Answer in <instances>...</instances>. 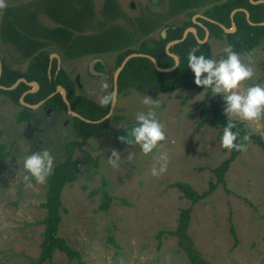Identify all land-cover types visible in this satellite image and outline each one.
<instances>
[{"label": "rangeland", "instance_id": "obj_1", "mask_svg": "<svg viewBox=\"0 0 264 264\" xmlns=\"http://www.w3.org/2000/svg\"><path fill=\"white\" fill-rule=\"evenodd\" d=\"M15 1L5 3L13 5ZM94 1L99 11L104 0ZM119 2L132 17L147 9L161 10L166 5V0ZM189 18L190 14L184 13L168 22L182 24ZM41 19L52 24L46 15ZM163 29L151 36L158 38ZM210 43L213 59L225 58L220 54L226 55L227 41L212 38ZM0 53L13 67L25 70L29 60L22 58L20 62V52L14 46L0 42ZM53 53L61 54L58 50ZM92 56L67 59L61 54V65L72 77L80 76L85 88L79 92L99 103L113 88L119 55L101 56L107 63L104 77L88 76L87 65ZM240 57L254 69L252 79L243 81L241 88L264 86V44ZM104 84L108 85L106 90ZM145 97L151 96L133 88L120 93L109 131L101 138H91L75 151L79 178L63 190L59 234L81 251L86 264H192L179 247L176 235L166 234L161 244L157 236L162 229H176L181 210L191 205V200L172 184L185 181L200 192L206 190L214 179L212 169L229 157L230 150L217 138L219 127L211 122L201 129L197 127L201 108L208 105L204 102L205 91L180 88L157 94L151 97V106L143 104ZM211 97L219 101L224 112L223 95ZM150 107L163 125L166 138L152 153L144 155L138 145L123 143L119 137L136 126L138 112H147ZM23 108L0 93V143L11 153L0 160V264H28L31 257L41 252L45 226L38 221L46 215L42 204L47 196L48 177L44 183H38L24 169V158L47 149L55 165L63 158L64 145L78 139L70 114L46 111L40 105L35 108L37 117L19 122ZM243 122L251 135L261 134L264 139V118ZM112 150L120 152L115 167L109 163ZM129 153L135 154L131 161L127 158ZM160 153L167 154V170L153 176V167L159 170L163 163L156 159ZM85 154H89L90 161H86ZM25 176L29 179L25 180ZM104 179L114 198L108 211L99 209ZM94 190L98 191L92 195ZM122 199L127 203H121ZM232 223L238 241L231 231ZM189 231L196 247L212 264H264V149L252 138L232 162L226 185H219L208 198L194 205ZM111 235L115 242L110 241ZM45 264L79 263L57 250L52 262Z\"/></svg>", "mask_w": 264, "mask_h": 264}, {"label": "trees", "instance_id": "obj_2", "mask_svg": "<svg viewBox=\"0 0 264 264\" xmlns=\"http://www.w3.org/2000/svg\"><path fill=\"white\" fill-rule=\"evenodd\" d=\"M261 0H166V5L159 10H145L139 15L129 16L122 8L119 0H104L100 10L96 8L94 0H32L22 1L16 5H8L0 14V42L12 45L20 52V62L29 60L25 70L13 67L3 59V72L0 85L12 86L18 79L26 78L27 81H36L40 87L37 91L28 92L24 100L36 104L46 99L61 85L67 91V99L72 109L91 120L90 122L77 116H72L73 128L77 140H69L64 145L63 158L57 162L48 176V190L42 206L46 209L45 217L38 221L44 224L41 252L37 257H31L28 264H45L52 262L57 250L64 252L68 259L76 260L79 264H86L81 251L73 247L68 240L59 234L61 211L64 209L62 193L66 185L74 183L79 178V161L74 157L76 149H82L91 138H101L110 129L112 118L99 121L105 117L110 105L101 107L94 99L76 94L74 82L64 69L56 72V58L53 62L51 74L48 72L50 54L58 50L67 59H77L88 55L102 56L118 53L119 59L116 66L132 53H144L154 57L161 68H171L175 59L166 49L169 42L181 39L188 26L193 25L191 19L182 24H171L168 20L187 12L192 16L199 8H205L204 14L218 23L204 20L209 27L213 38L224 39L232 49L240 55L252 53L259 45L264 44V2ZM165 3V1H164ZM249 12V19L245 10ZM235 11V13H233ZM233 13V14H232ZM46 15L52 24H46L41 16ZM236 29L225 32L221 25ZM168 27L167 37L160 34L158 38L152 37L157 30ZM201 29V28H200ZM205 35L204 30L199 32V37L189 32L187 37L169 48L171 53L178 55L179 64L168 71L158 70L154 62L145 56H136L129 59L119 75V92L126 89H136L148 93L153 88L158 94L171 92L180 88L205 91L204 102L208 105L201 108L199 129L208 122L219 127L218 140L222 139L223 128L227 124V117L219 101L212 98L211 90L204 89L195 84V76L188 67V53L193 47L206 58L213 59L210 41L200 42ZM225 57L226 55L220 54ZM57 73V74H56ZM32 87L26 82H21L14 89L0 88V93L9 96L15 103L20 102L24 92ZM112 92V90H111ZM58 92L46 99L44 109L67 111L68 106ZM17 120L19 122L38 116L35 109L23 105ZM212 114V117H208ZM239 136L236 143L248 144L242 140L248 135L255 143L264 149V139L261 134H250L244 122L235 120ZM242 151L230 150L228 158L212 169L214 179H211L206 190L200 192L190 183L178 181L172 184L180 189L183 196L191 200V205L181 210L178 225L174 230L162 229L158 233L161 241L166 234L176 235L178 245L184 250L192 264H212L196 247L190 233V222L195 204L208 198L219 185H226V174L233 161ZM4 143H0V160L10 156ZM89 154H85L86 161H90ZM101 203L99 209L108 211L113 203V196L107 189L108 182L104 179ZM98 190L92 191L95 195ZM121 203H127L125 199ZM231 231L238 241L236 229L232 223ZM110 241L114 237L110 236Z\"/></svg>", "mask_w": 264, "mask_h": 264}, {"label": "clouds", "instance_id": "obj_3", "mask_svg": "<svg viewBox=\"0 0 264 264\" xmlns=\"http://www.w3.org/2000/svg\"><path fill=\"white\" fill-rule=\"evenodd\" d=\"M6 7L5 0H0V9ZM198 51L197 47H193L188 53V67L194 73L195 84L204 89H210L213 95L222 94L226 104L224 113L227 117V124L223 128L222 146L229 150L242 151L245 149V144L235 142L239 136L238 131H233L236 128L235 120L253 122L264 118V86L255 84L241 88L243 81L252 79L254 69L245 64L241 60L240 54L235 52L231 46L224 49L226 58L219 60L206 58L203 54L197 55ZM102 87L106 90L108 85L104 84ZM116 102L117 95L115 92H107L99 100L101 107L114 105ZM142 102L147 106L154 104L151 97H145ZM135 124L136 126L127 130V134L120 136L119 140L131 146L138 145L144 155L152 153L158 143L166 138L163 125L156 118V113L151 107L147 112L136 114ZM248 139V135L242 137L244 141ZM134 156V153H129L127 158L131 161ZM156 159L163 163H161L159 170L153 167V176L167 170V154L160 153ZM119 160L120 152L112 150L109 163L115 167L118 166L117 161ZM53 165L54 157L47 149L42 152H34L23 160L24 169L38 183L46 181ZM28 179L29 177L25 176V180Z\"/></svg>", "mask_w": 264, "mask_h": 264}, {"label": "water", "instance_id": "obj_4", "mask_svg": "<svg viewBox=\"0 0 264 264\" xmlns=\"http://www.w3.org/2000/svg\"><path fill=\"white\" fill-rule=\"evenodd\" d=\"M252 1H253V0H252ZM260 2H264V0H261ZM243 10L246 11V13H247V17H248V19H249V12H248V10H246V9H243ZM233 13H235V11H234ZM212 21H215V20H212ZM215 22H216V21H215ZM263 23H264V22H263ZM221 26L225 29L226 32H230V31L236 29L235 24H233V27H234L233 29H229V28H227L225 25H221ZM206 30H207V33H206L207 36H206V38H205L204 40L199 39L200 42H205V41L208 39V37H209V31H208V29H206ZM189 32L194 33V34L198 37V35H197V29H196L195 27H189V28H187V29L185 30V32H184V34H183V37H182L181 39H177V40L171 41V42H169V43L167 44L166 49H167L168 53H169L170 55H172V56L174 57V59H175V65H174L173 67H171V68H161V67L159 66L157 60H156L154 57H152L151 55H149V54H144V53H132V54H129V55H128V56L122 61L121 65L118 67V69H117V71H116V73H115V78H114V81H115L114 92L116 93V95L118 96V92H119V89H118V77H119V74H120V72L123 70V68L126 66V64H127V62L129 61V59H131L132 57H136V56H145V57L150 58V59L154 62L155 66H156V68H157L158 70H161V71H168V70H171V69L175 68V67L179 64V57H178V55H176V54H174V53H171V52L169 51V48L171 47V45H173V44H175V43H177V42H179V41L185 39V38L187 37V35H188ZM163 37H166V30H163ZM54 55H56V57H59L58 54L53 53V54L51 55V63H52V61H53ZM59 68H60V66H59ZM50 69H51V65H50ZM2 72H3V61H2V58H1V55H0V77H1V75H2ZM21 82H26L28 85H30V86L32 87L31 90L24 92V94L21 96V98H20V102H21L22 105H24V106H26V107H29V108H31V109H35V108H37L38 106L43 105V104L45 103L46 99H49L50 97L54 96V95L57 94L58 92H61L62 95H63L64 101L66 102V104H67V106H68V111H69L70 114H72L73 116L80 117L81 119L86 120V121H88V122L91 121V120H89V119L83 117V116L80 115L79 113L75 112V111L72 109L71 104H70L69 100L67 99V91H66V89H65L64 87H62V86H58V87H57V90H56L54 93L50 94L46 99H44V100H42V101H40L39 103H36V104H30V103H27V102L24 100V97H25V95H26L28 92L37 91V90L39 89L40 85H39V83L36 82V81L29 82V81H27L26 78H20V79H18V80L12 85V86H4V85H0V88L5 89V90L14 89V88H16L17 86H19V84H20ZM157 94H158L157 91H155L153 88L149 89V91H148V95L151 96V97H155ZM115 105H116V103H115L114 105H111L108 114H107L105 117H103L101 120H99V121H104V120H106V119L111 118V117H112V114H113V112H114Z\"/></svg>", "mask_w": 264, "mask_h": 264}, {"label": "flooded vegetation", "instance_id": "obj_5", "mask_svg": "<svg viewBox=\"0 0 264 264\" xmlns=\"http://www.w3.org/2000/svg\"><path fill=\"white\" fill-rule=\"evenodd\" d=\"M22 1H25V0H20V1H18V0H16L15 1V3L13 4V5H16V4H18V3H20V2H22ZM12 5V4H11ZM199 9H203V11L202 12H199L198 10ZM199 9H197V12L195 13V14H193L192 16H190V18L189 19H191L192 20V22H193V25H191V26H188L187 28H189V27H195L196 29H197V35H198V37H199V32H202V29L204 30V32H205V35H204V37H203V40L206 38V33H207V30L206 29H208V31H209V37H208V39L206 40V41H210L213 37H211V35H210V30H209V27L204 23V21H203V19L204 20H208V21H211V22H215V21H212V20H214V19H211L210 17H208L207 15H205L204 14V10H205V8H199ZM184 13H187V12H184ZM184 13H182V14H184ZM233 14V13H232ZM181 15V14H180ZM177 17V16H176ZM171 23V22H170ZM215 23H218L217 21L215 22ZM171 24H176V25H178L177 23H171ZM186 28V29H187ZM201 28V29H200ZM223 28V27H222ZM228 28V27H227ZM234 27H233V24H232V26H231V28H229V29H233ZM185 29V30H186ZM224 29V28H223ZM163 30H166V37H167V30H168V27H165ZM163 30L160 32V34L162 35V37H163ZM225 30V29H224ZM185 32V31H184ZM226 32V31H225ZM159 34V35H160ZM159 37V36H158ZM166 37H163V38H166ZM215 39H217V38H215ZM228 44V43H227ZM12 46V45H11ZM229 46V45H228ZM212 52H213V49H212ZM55 53H57V52H55ZM53 54V52L50 54V64H49V68H48V72H49V74H51V71H52V67H53V62H54V59L56 58V60H57V63H56V72L57 73H59L60 72V70H62V69H64L63 67H62V65H61V59H62V57H61V54L59 55L58 54V56L59 57H54L53 58V61H52V63H51V55ZM0 55H1V53H0ZM241 56V55H240ZM85 57V56H84ZM93 58L90 60V62L88 63V65H87V73H88V76H99V77H104V75H106V68H107V63H106V61L101 57V56H92ZM1 58H2V61H3V59H5V58H3L2 57V55H1ZM50 65H51V69H50ZM59 66H60V68H59ZM119 67V66H118ZM118 67L116 66V70L118 69ZM65 70V69H64ZM65 72L69 75V77H70V79H71V81H73L74 82V86H75V91H76V94H83V93H80L79 91H80V89H83V88H85V85H83V83L81 82V80H80V76H76V77H72L71 76V74L68 72V71H66L65 70ZM56 73V74H57ZM120 75V74H119ZM114 78H115V75H114V77H113V88H112V92H114V85H115V81H114ZM118 82H119V77H118ZM59 86H61V85H59ZM118 89H119V83H118ZM127 90V89H126ZM125 91V90H124ZM123 92V91H122ZM122 92H118V95L120 94V93H122ZM85 95V94H84ZM61 96H62V98H63V95L61 94ZM64 99V98H63ZM98 103V102H97ZM100 104V103H99ZM42 106H44V105H42ZM111 106V105H110ZM44 109V108H43ZM46 111H49V110H52V111H54V112H57V113H65V114H70L69 113V111L67 110V111H55V110H53V109H45ZM114 113V112H113ZM71 115V118H70V122L72 123V121H71V119H72V114H70ZM33 119V118H32ZM29 120H31V119H29ZM72 126H73V124H72ZM74 131H75V129H74ZM75 134H76V131H75ZM77 136V135H76Z\"/></svg>", "mask_w": 264, "mask_h": 264}]
</instances>
